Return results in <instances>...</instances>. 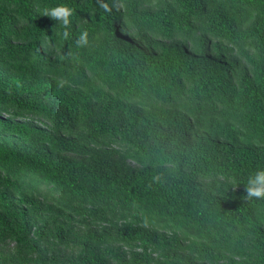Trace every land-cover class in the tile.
Wrapping results in <instances>:
<instances>
[{"label":"trees","instance_id":"1","mask_svg":"<svg viewBox=\"0 0 264 264\" xmlns=\"http://www.w3.org/2000/svg\"><path fill=\"white\" fill-rule=\"evenodd\" d=\"M58 5L67 40L41 17ZM258 169L264 0H0V240L77 245L61 264H264Z\"/></svg>","mask_w":264,"mask_h":264},{"label":"rangeland","instance_id":"2","mask_svg":"<svg viewBox=\"0 0 264 264\" xmlns=\"http://www.w3.org/2000/svg\"><path fill=\"white\" fill-rule=\"evenodd\" d=\"M4 118H8L7 116H4ZM14 121H29L31 120V124L35 125V126H39V127H43V128H47L49 129V127H51L50 123L45 120L42 117H29V116H25V117H15L13 118ZM30 123V122H29ZM59 136H61L62 138H67V139H71L72 135L71 134H67L65 132H59L58 133ZM9 141H11V138L8 139ZM130 165H132V163L130 161H128ZM48 188L45 187L42 183H37L35 184L34 188L32 189H28L32 192H34V190H38L39 192H44L45 190H47ZM79 233H82V231H79ZM116 246V244H115ZM133 248V244L132 242H130L129 244H125L123 246L120 247V250H122L124 252L125 257L128 256L129 251ZM136 249V248H134ZM39 250V251H37ZM56 250V252L54 253L53 251ZM23 251H27V255L28 256H33L34 258L36 256H38V258H41L43 260H45L46 262L48 261L49 257L52 255V253L55 254V256L57 257L58 263L55 264H61V261H64L63 263H66V258H68L69 256H74L78 253V247L77 245L73 244H64L62 242H58L56 240H52L51 243L49 244L48 248L45 247H35V249H28L27 246H25L24 243H18L15 242L14 240L11 239H6V240H0V264H12V260H15V256L19 253H22ZM39 255V253H41ZM182 255L184 256L185 254L182 253ZM152 257L154 256L155 258H158L159 262H170V259H164V257H158L157 254H152ZM31 264H40L37 262L35 263H31ZM48 264V263H47ZM102 264H120L117 261H113V260H107L106 262H103ZM212 264V263H210ZM215 264H238L236 261H233L231 263H228L226 261H224L223 259H218V261Z\"/></svg>","mask_w":264,"mask_h":264},{"label":"clouds","instance_id":"3","mask_svg":"<svg viewBox=\"0 0 264 264\" xmlns=\"http://www.w3.org/2000/svg\"><path fill=\"white\" fill-rule=\"evenodd\" d=\"M107 10V9H106ZM73 9L66 5H58L52 8H46L41 17H48L51 20L58 21L63 28V39L69 38L68 28L71 24ZM78 46L83 47L88 43V32L82 31L78 37ZM246 199H264V169H258L253 172L247 179L245 188Z\"/></svg>","mask_w":264,"mask_h":264}]
</instances>
